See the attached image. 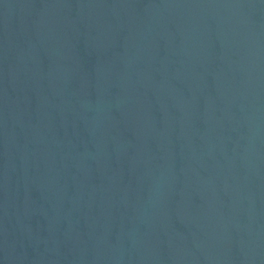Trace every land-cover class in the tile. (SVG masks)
I'll return each instance as SVG.
<instances>
[{"label":"water","instance_id":"obj_1","mask_svg":"<svg viewBox=\"0 0 264 264\" xmlns=\"http://www.w3.org/2000/svg\"><path fill=\"white\" fill-rule=\"evenodd\" d=\"M0 264H264V0H0Z\"/></svg>","mask_w":264,"mask_h":264}]
</instances>
